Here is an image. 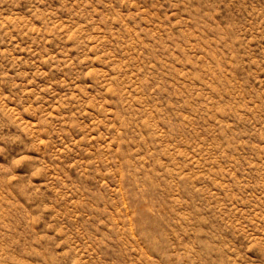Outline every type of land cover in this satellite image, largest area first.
Here are the masks:
<instances>
[{"label": "rangeland", "instance_id": "obj_1", "mask_svg": "<svg viewBox=\"0 0 264 264\" xmlns=\"http://www.w3.org/2000/svg\"><path fill=\"white\" fill-rule=\"evenodd\" d=\"M0 264H264V0H0Z\"/></svg>", "mask_w": 264, "mask_h": 264}]
</instances>
